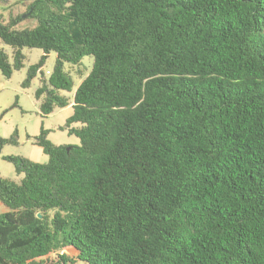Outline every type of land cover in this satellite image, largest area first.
I'll return each mask as SVG.
<instances>
[{
  "label": "trees",
  "instance_id": "trees-1",
  "mask_svg": "<svg viewBox=\"0 0 264 264\" xmlns=\"http://www.w3.org/2000/svg\"><path fill=\"white\" fill-rule=\"evenodd\" d=\"M27 1L32 28L0 14V72L40 49L27 87L54 52L35 96L79 143L41 127L47 162L1 157L0 264H264V0Z\"/></svg>",
  "mask_w": 264,
  "mask_h": 264
},
{
  "label": "rangeland",
  "instance_id": "rangeland-1",
  "mask_svg": "<svg viewBox=\"0 0 264 264\" xmlns=\"http://www.w3.org/2000/svg\"><path fill=\"white\" fill-rule=\"evenodd\" d=\"M28 4L27 0H0V14L5 22L10 16L21 15L22 20L15 26L17 30L32 28L36 22L25 15ZM0 50L6 54L8 63L11 65L13 49L0 41ZM21 53L24 57L21 69L13 70L10 78H5L0 72V137L9 138L16 132L17 139L16 145H6L0 151V176L16 183H19L21 176L16 175L13 165L2 160L1 157L13 155L37 163L47 162L48 157L33 144V137L39 134L41 127L47 130V139L55 145H77L79 143L76 137L69 136L66 131L58 130V127L63 126L70 116L71 105L55 108L50 115L43 116L40 112L43 96L38 99L35 96V91L40 87L41 81L47 79L52 72L56 54L54 52L48 54L41 72H38L29 85L24 87L22 84L26 79L28 68L38 63L43 53L36 48H22ZM92 64V56H84L76 65L65 63L64 71L71 77L73 87L70 92L60 91L58 94L72 102L75 89L89 74ZM49 214L52 215V212ZM65 254L74 261V264H85L76 259L75 250H68Z\"/></svg>",
  "mask_w": 264,
  "mask_h": 264
},
{
  "label": "crops",
  "instance_id": "crops-1",
  "mask_svg": "<svg viewBox=\"0 0 264 264\" xmlns=\"http://www.w3.org/2000/svg\"><path fill=\"white\" fill-rule=\"evenodd\" d=\"M71 114H72V112H71ZM5 211H6V208L0 203V213L5 212Z\"/></svg>",
  "mask_w": 264,
  "mask_h": 264
},
{
  "label": "water",
  "instance_id": "water-1",
  "mask_svg": "<svg viewBox=\"0 0 264 264\" xmlns=\"http://www.w3.org/2000/svg\"><path fill=\"white\" fill-rule=\"evenodd\" d=\"M38 217H40V216H38Z\"/></svg>",
  "mask_w": 264,
  "mask_h": 264
}]
</instances>
